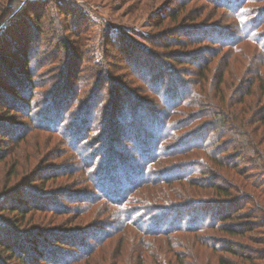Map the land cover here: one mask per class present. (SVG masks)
I'll list each match as a JSON object with an SVG mask.
<instances>
[{"label": "rangeland", "instance_id": "374dc122", "mask_svg": "<svg viewBox=\"0 0 264 264\" xmlns=\"http://www.w3.org/2000/svg\"><path fill=\"white\" fill-rule=\"evenodd\" d=\"M0 1L7 4L6 17L12 13L21 16L18 14L21 11H31L25 13L24 17H12L10 23L13 30L10 28V32L14 35L3 32L0 36V102L7 101L4 106L0 105V108H11L8 118L0 117V132L5 138L0 140V150L6 148V152L10 153L7 163L13 161L15 154L19 158V166L14 176L7 178L5 172L9 169L8 165L0 166V195L2 190L11 192L5 196V202H11L5 206L8 209L5 212L0 209V238L14 242L26 260L16 261L0 250V264H178L176 253L192 258L196 264L213 263L211 250L200 245L191 249L193 236L184 233L182 227L165 235L144 232L150 226V221L155 223L156 213L160 211L152 212L154 208L145 207L151 206V203H154L152 207H160L162 204L156 203H162L159 196L161 193L167 195L172 191L173 193H169L173 195L188 194L185 189H189V183L186 179L183 180L187 178L185 175L181 177L182 172L175 178L177 182L166 180V177L174 176L170 173L174 165L169 163L183 157V140L177 139V134L172 135L171 140L167 142H158L156 137L152 136V129L146 125L147 121L137 117L136 124H130L131 130L135 129L133 134H130V130H123L122 124L118 122L119 117L115 119L118 125L108 128L102 125L103 121L100 120L103 114L105 115L104 108L97 104L103 102L106 93L96 96L94 90L91 96L87 97L85 94L87 91L89 94L90 89H97V86L99 89L104 82L102 86L115 85L112 94H118L120 97L122 110L127 105H137V109L141 110L140 107H143L146 111V107H151L150 102H143L149 103L150 106L146 107L142 103L136 104L139 102L136 101L138 97L143 96L146 99L155 97L158 104L163 105L162 99L167 89L163 92L165 89L162 86L161 96L156 95L158 85L154 84L157 80H161L159 85L169 84V80L184 79L186 75L192 74L187 66L173 67L165 54L174 52V55H189V59H192L190 57L193 55L203 56L205 59V53L214 50L218 56L211 60V73L215 70L220 72L235 50L226 47L221 50L220 45H217L218 40L222 39L221 36L224 39L238 40L241 28L237 27L236 14L220 8L218 0ZM238 4L243 5L246 14V19L241 21L249 23L256 37L264 40V0H239ZM180 7L184 10L177 19L173 21L166 17L168 11ZM32 13H43L40 24L44 29L42 38L33 29ZM163 21L165 23L161 24ZM184 31L188 32L183 34ZM189 34H192L191 37L205 35L208 39L197 44L195 48L183 50L175 43H170L168 49L164 48L168 46L167 41L181 40L184 35ZM60 43L70 46V55ZM244 47V43L240 44L237 51L247 57L250 49L243 52ZM24 54L26 60L30 59L26 70L33 73L32 78H26L27 74L22 73L23 68L25 69L22 59ZM51 58L54 63H51ZM254 61V57L248 59L247 69L250 66H258ZM168 68L171 70L170 77ZM258 69L259 67L256 68ZM149 70L150 78L153 79L151 84L145 81ZM260 70L264 76V62L260 63ZM60 72L68 83L67 87L73 91L71 96L65 94L63 89H58L53 94L57 87L53 84L57 79L52 76L61 75ZM247 73L249 71L245 72L242 79L246 78ZM73 75L80 80L75 81ZM84 80L87 83L85 87H81ZM191 82L194 85V81ZM185 84L183 87L187 89ZM14 85L22 90L25 97L28 96L29 90L34 88L31 109L25 107L24 99L22 101L10 94L9 89ZM150 90L155 92L151 93ZM183 96L184 93L179 94L178 100ZM89 97L95 109L89 119L90 124L85 127L83 119L87 114L78 117L71 114L76 112L80 101L86 102V107L81 113L88 112ZM157 97L161 99L158 100ZM229 98H233V95ZM191 100L195 102L191 95H187V101ZM64 110H68L69 114L63 113ZM157 110L161 113L163 109L161 107ZM112 111H109V114ZM60 115H64V118L60 119ZM170 121L174 124L172 130L176 129V126H182L179 119ZM144 125L147 129H144ZM150 125L154 127L153 124ZM26 129L30 130L27 140L20 145L12 143L13 137ZM191 135L192 140L186 145L199 143V136L203 133L198 134L196 130ZM100 136L106 140L101 141ZM173 141H177L176 144L172 145ZM150 146L152 154L145 159V153ZM143 159L148 162H142ZM134 170L139 172L138 185L124 197L121 194L119 198L118 189L122 184L131 181L130 173ZM52 172L54 174H51ZM48 175L55 178L48 179ZM26 177L28 183L22 180L25 186H17L21 184L19 179ZM192 195L195 197V193ZM17 198L26 199L30 205L34 204L32 213L26 214L25 217L8 213L10 209L18 206L15 202ZM204 199L208 200L204 206L197 205L201 207L202 212L198 207L188 211L191 213L190 218L197 224L215 216L211 202L215 199L208 196L201 201ZM3 201L4 199L0 201V207ZM120 202L124 211L115 205ZM128 214L132 218V225L123 223L124 216ZM187 214L183 213L180 218L187 219ZM6 216L16 218L15 226L6 220ZM175 217L173 214L168 221L174 220ZM168 221L166 220L165 226ZM5 224L15 230L13 232L16 234L19 231L18 235L10 236L9 230L4 232L2 229H7ZM29 228L47 232L39 237L21 235V231ZM51 235L54 236L53 241L47 239ZM218 237L220 242L226 244L234 240L226 235ZM238 240L245 242L243 246L248 249L264 254V235L250 241H243L242 238ZM229 259L234 261L232 257ZM258 262L264 264L262 260ZM186 263L193 264L188 260Z\"/></svg>", "mask_w": 264, "mask_h": 264}, {"label": "trees", "instance_id": "16d2710c", "mask_svg": "<svg viewBox=\"0 0 264 264\" xmlns=\"http://www.w3.org/2000/svg\"><path fill=\"white\" fill-rule=\"evenodd\" d=\"M238 1L239 0L217 1L220 8L223 7L225 10H230L236 14L235 18L238 20L237 27L241 28L237 41H235V38L224 39L221 36L222 39H219L216 37L217 40L219 39L217 45H220L221 50H224L225 47L227 49L232 48L235 50L234 54L229 57L226 66L222 68L220 72H216L215 70L211 73V60L218 56L217 53L215 54L214 50H209L205 53V59L203 56L195 57V55L190 57L192 59H189V55L182 53H176L175 55L174 52L165 54L167 60L170 61L173 67L179 68V66H187L188 69L192 71V74L191 76L186 75L184 79L176 78V80H169V84L159 85L161 81L160 79L157 80V83H153L154 86L158 85L156 88L157 93H155L158 96H161L160 88L162 86L165 89L163 92L167 89V93H164V99H162L163 105L161 103L159 105V102L155 97L151 96L146 99V97L143 96L138 97L136 101L139 102L136 104L142 103L146 107L149 103L144 104L143 102H150L151 107H146V111L143 107H140L141 110L137 109V105L135 107L127 105L124 110H122L123 108L121 109L122 105L120 103V97H118V94H116V96L112 94V89L115 87L114 84H109L106 87L102 86L104 84L103 82L99 89V86L96 87L99 92L97 89H90L89 94L87 89L84 88L86 89L85 91H87L85 94L87 97L93 95L94 90L96 91V96H101L106 93V98L103 102L97 103L101 108H104L105 115L103 114L100 119L103 121L102 125H106L108 128L112 126L116 127L119 122L122 124L124 131L130 130V134H133L135 129H133V132L130 124H136V117L139 119L143 118L147 121L146 125L152 129V136L156 137L158 142L160 140L167 142L168 140H171L172 135L177 134L178 135L175 137L179 140H183L184 144H181V148L183 149L181 156L183 157L181 160L169 163V165H174V168L170 171L174 176L166 177V180H169L172 183L177 182L175 181V178L180 172H182L181 177L185 175L187 178H182L183 180L186 179L187 183H189V189H185L188 194L182 196L174 193L173 195L172 191H169L172 193L168 192L167 195L161 193L159 196L162 203H156L162 204L159 205L160 207H152L154 203H151V206L145 207V209L154 208L152 209V212L160 211L156 213V218H154L155 223L150 221V226H148L147 231L144 232L165 235V233H172L174 230H179L182 227L184 233L193 236L191 249L200 245L207 250H211L213 258V263L211 264H258L259 260L264 261V254L248 249L243 246L245 242L238 240L239 238H242L243 241H250L252 238L262 237V235H264L262 234L264 231V76L260 70V63L264 62V40H260L256 37L254 29L252 26H249V23L241 21L242 19H246V14L243 5L240 6L242 3L238 4ZM1 3L2 1H0V36L3 32L10 34V31L13 30L10 23L12 17H24L25 13H31V11H21V13H18L21 14V16H17V13H12V15L6 17L7 4L5 2ZM183 10L184 9L181 7L176 10L175 8L174 10L171 9L166 13V17H170V19L174 21L179 17V14L182 13ZM238 13L239 15L237 16ZM32 16L33 29L42 38L44 29L40 24L43 13L41 15L33 14ZM165 21L161 24H164ZM186 32L188 31H184L183 34ZM191 35L192 34L184 35V39L181 40L176 39L173 42L167 41L168 46L164 48L168 49L171 46L170 43L178 44L183 50L192 47L195 48L198 46L197 44L204 43V41L208 39L205 35L198 37H191ZM24 38H26V36H24ZM243 43L245 44L243 52H246V49H250L249 53L246 54L248 58L239 54V51H237L238 46ZM59 45L68 55H70L72 49L69 45L66 43H60ZM24 56L25 54L22 56L25 69L23 68L22 73L23 75L27 74L26 78H32L33 73H28L26 70L30 65L28 64L30 59L26 60ZM252 57L255 58L254 62L257 63L258 66H250L247 69L248 59ZM260 57L262 58V61H260ZM197 60L198 62H196ZM230 61H232V63ZM51 63H54L52 58ZM258 67L259 69L256 70ZM1 68L2 67L0 66V69ZM167 71L170 77V68H168ZM246 71H249V73H247L245 79H242V76ZM147 72L145 81L147 80L146 82L151 84L153 79L150 78V70ZM190 77V81L186 79ZM52 78L57 79L56 83L53 84L55 87L57 86L55 91H53V94H55L58 89H63L65 94H70L69 96L72 95L73 91L67 87L68 83L64 81L65 77H63L62 73L61 75L54 74ZM73 79L75 81L80 80V78L76 79L74 75ZM185 81L187 82L186 84ZM191 81H194V85ZM29 83H31V81ZM86 83L87 81L84 80L81 87H85ZM184 84L185 87L187 86V89H184ZM33 89L34 88H31L28 92V96L31 94L29 98H27L28 96H23L24 94L22 93V90L19 89L17 85H14L9 89V92L22 101L24 99L26 101L25 107L31 109V98L34 94ZM80 92L84 94L82 90H80ZM149 92L152 93L155 91L150 90ZM182 93H184V96L178 100V95H182ZM187 95H191L195 102L192 100L187 101ZM231 95H233V98H229ZM152 98L155 100L153 101ZM158 98L161 99V97H157V99ZM6 102L7 101H4L3 103L0 102V105L4 106L3 104H6ZM88 102H90L88 112L81 113L86 107V102L80 101L77 105L76 112L71 114L74 115V117L80 115L85 116L87 114V117L83 119L86 123L85 127H88L90 124L89 119L91 114L94 113L93 109H95L94 105L91 104V97L87 99V103ZM8 104H10V102H8ZM161 107L163 110L160 113L157 108ZM111 110L113 111L109 114ZM67 111L68 110H64L62 112L68 115L69 113H67ZM106 111L108 112L106 113ZM10 112L11 108H8V106L0 108V115L3 113L0 117L3 119L8 118ZM115 112H119L118 115H113ZM63 116L64 115H60L59 118L63 119ZM116 118H118V122L115 120ZM170 119H179L182 126H176V129L172 130L171 128L174 124H172ZM150 124H153L154 127ZM146 125H144V129H147ZM56 127L60 128L59 126ZM196 130L198 131V134L203 133V135L199 136L201 141L192 145L190 143L186 145L187 142L192 140L191 134L195 133ZM29 132L30 130L27 131L26 129L25 131L18 133L13 137L12 143H16V145L23 144V142L27 140ZM103 133H105V131ZM209 134L216 136L210 137ZM4 139V135L0 132V140ZM100 139H102L101 136ZM103 139L106 140L105 137ZM103 139L101 141H104ZM8 140L11 141V139ZM176 142L173 141L172 145L176 144ZM178 143H180V141H178ZM151 145H153V143ZM151 147L152 146H150L148 152L145 153V159H148L150 154H152ZM6 150V148L0 150V166L2 164L8 165L9 169H7L5 175L9 178L10 176L15 175L17 166H19V158L15 154L13 155V161L7 163L6 160L9 158L10 153L6 152ZM145 159H143L142 162H148ZM113 169L114 168H111V170ZM1 171L2 168H0V176ZM51 174H54V172ZM50 175L47 176L48 179L55 178ZM130 176L132 177L131 181L124 183V185L122 184L120 189H118V193L120 194L119 198L121 194H123L122 197H124L125 194L131 192L134 187L138 185L137 182H139L140 179L139 172L134 170L130 173ZM22 180L27 182L28 177L19 179V183L21 182V184L18 183L19 185L17 186H25ZM31 180L29 181L31 182ZM154 187L156 188V186ZM10 193L9 190H2L0 201L3 199L4 201L2 202V207H0L1 212H5V210L8 209V207L5 206L11 203L5 202V196ZM193 193H195V197H193ZM200 195H203V197ZM208 196L215 199L211 201L214 205L213 209L215 210V212L212 213L215 216H213L211 220H205L204 223L197 224L196 221L190 218L191 213L189 212L194 207H198L202 212L201 207L197 205L204 206V203L208 202V200H201ZM15 202L18 206L8 211V213H15L14 216L20 214L25 217L26 214L32 213L33 208H35L34 204H28L26 199L17 198ZM115 205L124 211L122 202ZM183 213L187 214V219H185V217L180 218ZM173 214L176 216L174 220L172 219L168 221L170 219L169 217ZM6 220L12 226H15L16 218L13 219V217L10 218L6 216ZM166 220L169 222L167 226H165ZM123 223H125V225H132V218L129 214L124 216ZM20 224L21 223H17V225ZM0 226L2 225L0 224ZM5 227L7 229L3 228L2 230L4 232L11 231L10 236H12V234L13 236L18 235L19 231L16 234V232H13L15 230L10 226L5 224ZM44 232L47 231L29 228V230L21 231L20 233L26 237H39ZM219 235H226L234 240H232V243L226 244L225 242L223 243L218 240ZM53 237L54 236L51 235L47 239L52 240ZM18 248L14 242L10 243L5 239L0 238V250L2 252L7 253L11 259H15L16 261H26L23 258L24 256L22 255V252H19ZM35 253L37 254L38 251ZM175 257L178 264H187L186 260L192 261L193 264H196L194 263V260L192 258L190 259L188 256H181V254L176 253ZM229 257H232L234 261L230 260Z\"/></svg>", "mask_w": 264, "mask_h": 264}]
</instances>
